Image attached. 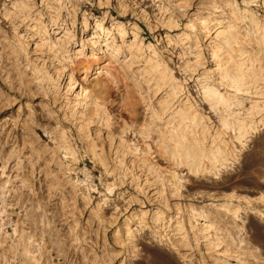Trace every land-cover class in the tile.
Wrapping results in <instances>:
<instances>
[{
	"label": "rangeland",
	"instance_id": "rangeland-1",
	"mask_svg": "<svg viewBox=\"0 0 264 264\" xmlns=\"http://www.w3.org/2000/svg\"><path fill=\"white\" fill-rule=\"evenodd\" d=\"M3 186L0 264H264V0H0Z\"/></svg>",
	"mask_w": 264,
	"mask_h": 264
},
{
	"label": "bare ground",
	"instance_id": "bare-ground-1",
	"mask_svg": "<svg viewBox=\"0 0 264 264\" xmlns=\"http://www.w3.org/2000/svg\"><path fill=\"white\" fill-rule=\"evenodd\" d=\"M1 192H0V199L2 198V196H6L7 195V192L5 191L6 190V187L3 186L1 188ZM3 205V204H2ZM2 205H0V207H2ZM3 211H5L4 208H0V216L3 215ZM5 213V212H4ZM25 250H26V253L28 254V256L30 258H34L36 256V251H40L39 248H35L34 250L33 249H30V245H29V239H27V241L25 242ZM161 260V259H160ZM156 262H160V264H173L172 262H167V261H164V263L162 261H156Z\"/></svg>",
	"mask_w": 264,
	"mask_h": 264
}]
</instances>
